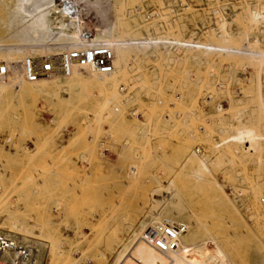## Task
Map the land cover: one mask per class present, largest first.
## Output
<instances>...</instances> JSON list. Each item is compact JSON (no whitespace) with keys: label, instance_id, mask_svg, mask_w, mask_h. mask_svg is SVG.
<instances>
[{"label":"rangeland","instance_id":"1","mask_svg":"<svg viewBox=\"0 0 264 264\" xmlns=\"http://www.w3.org/2000/svg\"><path fill=\"white\" fill-rule=\"evenodd\" d=\"M65 2L71 26H89L96 43L108 45L105 31L116 18L134 16L171 28V39L190 44L142 33L139 42L122 43L131 47L130 59L113 91L87 88L70 71L27 82L0 100V232L29 240L38 264H121L132 255L129 228L146 210L144 198L166 199L173 180L193 196L195 233L207 225L231 264L264 260V65L248 67L240 54L252 53L227 59L224 52L233 51L199 45H215L225 25L237 45L264 52V24L250 20L264 0ZM7 13L0 3V36L9 34L2 24ZM117 86L124 92L112 104ZM194 153L198 159L182 165ZM199 159L207 170L196 174ZM156 186L162 193L152 194Z\"/></svg>","mask_w":264,"mask_h":264},{"label":"bare ground","instance_id":"2","mask_svg":"<svg viewBox=\"0 0 264 264\" xmlns=\"http://www.w3.org/2000/svg\"><path fill=\"white\" fill-rule=\"evenodd\" d=\"M65 1L66 0H7V1L0 0V3L8 11L7 17L5 20L2 21V24L4 27L3 29H6L9 32V34L7 36H0V57L2 59H5L3 61V63H5V64H18L25 57L38 58V55H39V57L50 55V54H53V53L59 51L63 47L60 45H64V44L71 45V44H73L74 38H75V33L77 30L75 31V28H73L72 27L73 25L71 26V23L69 22L71 17L68 18V16H67L66 8H65L66 7ZM32 2H34V4H32ZM116 5H117V2L113 3L114 9H115ZM115 14H117L116 9H115L114 15ZM253 14H252V18L250 20L252 22H254L255 24L258 23L260 25H263L264 24V10L263 11H257V12L255 11V14L254 15ZM152 17L154 18L153 15H152ZM65 19L66 20L68 19L67 24L65 23V21H66ZM125 19H127V16H123L122 18H116L115 22H113L114 24L112 23L110 28H107L106 31L103 28V31H102L103 34L105 31V36L110 37V40L106 41L105 43H107L111 49L112 48L114 49V55H113L114 60H113V71H112V73L109 76H101V75H97V74L91 72L90 70L79 71L77 69H72L71 74H72V78L74 80H78V82L85 85L87 88L88 87H90V88H95V87L101 88V87H103V88L107 89V87H110L112 85L115 86L116 83L118 84V81L121 77H123V78L126 77V76L124 77L123 72H125V68H127L126 67L128 64L127 63V59H128L127 56H128V53L130 52V48H131V47H127V46L122 45V43H126V42L137 43L140 41L139 39H141L140 36L142 35V33H144L146 37L165 38V40L167 39L169 41H173L176 43L190 44V42H189L190 39L188 41L187 40L182 41V40L171 39L172 38L171 32L173 29L166 28L160 24L155 25L156 23L154 24L153 20L152 21L150 20L151 22L149 21V23L145 24L141 21L137 22V20H135L136 18L134 16L132 18L128 19V21ZM70 21H72V19ZM163 21L165 23L168 22L166 20V18L163 19ZM81 24H82V22H81ZM223 26H225V25H223ZM223 26L220 27L222 30H219L220 32H218V33L216 32L217 34L214 35L218 44L215 42L216 44L214 45V43H212L213 40L211 39L212 40L211 42L208 41L207 43H199V45H201L203 47H210V48H215V49H226L229 51H233L230 53H228V52L225 53L223 51L224 56H226L225 54H229V55L233 56L235 54L234 52H236V51L252 53L255 55L240 54V57H243V61L246 62L247 66L251 67L255 62L257 65L258 64L260 66L262 64L264 65V52H261L259 50L255 51V50H253V47L251 48V46H247V44H245V43H243L241 46L237 45L238 42L237 41H236L237 43L234 42V38H233L234 35L232 36V34H230L228 32L227 27L225 28ZM75 27H76V25H75ZM192 33H194V32L192 31ZM260 33H263V35H264V26H262V28L260 27ZM236 37L238 38V36H236ZM13 40L16 41L18 44L17 43L16 44L15 43L14 44L9 43V41H13ZM241 40H242V38H241ZM149 41H151V40H149ZM46 46H52V48L46 49V48H44ZM148 46L147 47L145 46V48L147 49ZM161 47H163V46H161ZM170 47H171V45H170ZM132 48L134 49L136 47H132ZM139 48H141V47H139ZM184 48H186V47H184ZM113 49H112V52H113ZM156 49H158V48H156ZM46 50H47V52L44 53L43 55H41V53L45 52ZM136 50L138 51V54L141 53L138 49L131 50V51L136 52ZM141 50L143 51V49H141ZM207 51L210 52L209 50H207ZM216 51H218V50H216ZM211 52H213V50ZM229 55H227V56H229ZM35 56H37V57H35ZM11 57H13V59ZM129 59H130V57H129ZM227 59H229V58L227 57ZM241 61L239 58V62H241ZM57 78H61V77H54V79H56V81H57ZM38 80H40V79H38ZM124 80H126V79H124ZM27 82L28 81H26L24 79L20 70L14 72L11 76L0 78V100L4 101L7 98H11ZM57 82H59V81H57ZM69 82H71V80ZM135 85L136 84H134L133 87ZM36 86H38V85L36 84ZM33 87H34V84H33ZM130 87L132 88V86H130ZM112 88L110 87V89L113 91ZM115 89L116 90H114V93L112 91H110L111 95H109L110 97H108V101L110 103L113 102L112 104H114V103L117 104L118 103V100H117L118 97L119 96L121 97V94L124 92V90L121 86H117V88H115ZM141 90L142 89H140V91ZM125 91H127V90H125ZM128 92H127V94H124V95H128ZM108 94H109V92H108ZM124 97L125 96H123V98ZM187 113H189V112L187 111ZM187 115H189V114H187ZM189 127H190V125H189ZM197 156L198 155H195V153H194V155L193 154L189 155L188 157L185 158V162L182 165H184L187 161L189 163V160L191 161L192 159H198ZM199 162H200V159H199ZM198 165L200 166L198 168L199 170H195L196 168L193 170V171H197L196 174H198L199 172H201L203 170H207L206 165L203 161H201L200 164H198ZM204 174H206V173H204ZM190 175H192V174H190ZM193 176H195V175H193ZM200 177H202V176H200ZM190 178L194 179L192 177H190ZM190 178L188 177V179H190ZM198 179H199V177H198ZM262 182H264V179ZM175 184L176 183H174L173 180L169 181V186L165 189V190H167L168 193L166 192V195H165V192H164L165 197H167L166 199L165 198L162 199L160 197L158 199H155V198H153V195H149L146 198H144L143 204L145 207H143V208L144 209L146 208V210L144 211L142 217L139 220L131 223L130 228H129L131 235L128 238L133 243L132 244L133 245L132 246L133 247L132 255H130V256L125 255L124 257L121 258L122 263L121 262L120 263L121 264H139V261L137 258V256H138L142 260L140 264H231L230 261L233 257L231 256L230 253H228L229 251L226 252L223 249V247H222L223 244L220 241L222 239H220L218 241L217 238H215L213 235H211V233H208L210 231H209V228H207V225H205L202 228H199L201 225V223H200V225L198 227L199 232L198 233L194 232L197 229V227H196V229L194 227L198 226L199 220H196L197 219L195 217L196 214L193 215L194 211L192 212V210L188 208V202L191 199H193V196L187 197L186 195H183L181 193V191L180 192L178 191L177 188H179V187L177 185H176L177 186L176 187ZM195 184H197V183H195ZM262 184L264 185V183H262ZM159 186L161 187V185H159ZM260 186H262V185L260 184ZM160 187H158V186H156L155 188L153 187L152 194L153 193L154 194L159 193V191L161 190ZM195 187H196V185H195ZM217 187H219V186H217ZM258 187H259V185H258ZM199 188L202 189L201 187H199ZM261 189H262V187H261ZM151 190H152V188H151ZM257 190H255L256 194H259L260 192H257ZM160 192L162 193V191H160ZM205 192H206V190H205ZM161 197H163V196H161ZM222 206H223V204H222ZM135 219H137V218H135ZM196 221H197V224H196ZM224 221H223V223H224ZM170 224H176V225H180L183 227V232L180 233L178 235V237L176 238V242H175L176 246L174 249L169 250L166 253H160V252L154 250L153 248H151L150 246H148L147 244H145L143 241H141V236H142L143 232L145 230H147L148 228H153V229L158 230L161 226L170 225ZM244 227H246L245 224H244ZM248 229H249V227H248ZM258 229H259V227H258ZM20 231H21V229H20ZM252 232H250V233H252ZM207 234H209V235H207ZM213 234L217 235L218 233H213ZM252 234H255V233L253 232ZM252 234H250V235H252ZM19 235L22 236V234H19ZM257 235L260 236V232H258ZM243 236H244V234H243ZM252 236H254V238H256V239L258 238V236L256 237V235H252ZM216 237L220 238V236H216ZM222 238H224V236ZM250 238L252 239V237H250ZM260 238H263V237H260ZM260 238H258L259 240L258 239L257 240L260 241ZM239 239L243 242L245 241V240H242L240 236H239ZM251 239H249L248 241H250ZM256 239H254V240H256ZM22 240H24L23 236H22ZM224 240L225 239H223V241ZM251 241H253V240H251ZM253 242L256 243L257 241H253ZM24 244H29V240L25 239ZM227 244H228V242L226 243V246H228ZM258 244H261V242ZM231 246H232V244L229 245V247H231ZM262 247H264V246H262ZM231 249H233V248H231ZM209 251H212V252L210 253ZM207 252L210 254H208ZM232 254H233V252H232ZM70 255H71V253H70ZM67 257H68L67 258L68 262H71L72 256H67ZM241 258H242V256H241ZM261 259L262 258H260L259 260H256L254 264H264V260H261Z\"/></svg>","mask_w":264,"mask_h":264},{"label":"built area","instance_id":"3","mask_svg":"<svg viewBox=\"0 0 264 264\" xmlns=\"http://www.w3.org/2000/svg\"><path fill=\"white\" fill-rule=\"evenodd\" d=\"M94 33L84 23L78 26L74 42L64 44L59 51L38 58L25 57L18 64L0 62V78L20 70L24 79L34 82L54 75H66L72 69L109 76L113 71V52L110 46L96 43ZM183 227L176 224L163 225L158 230L148 228L141 241L160 253L175 248L176 238ZM0 264H38L36 252L30 244L17 241L12 236L0 232Z\"/></svg>","mask_w":264,"mask_h":264}]
</instances>
